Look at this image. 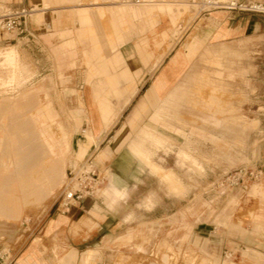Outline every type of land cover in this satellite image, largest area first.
<instances>
[{"label": "crops", "instance_id": "obj_1", "mask_svg": "<svg viewBox=\"0 0 264 264\" xmlns=\"http://www.w3.org/2000/svg\"><path fill=\"white\" fill-rule=\"evenodd\" d=\"M230 1H207L216 6L191 9V19L174 24L182 8H188L187 0H0V6L31 9L24 20V31L10 38L11 46L0 49L14 60V85H22L25 76L30 75L18 62L19 49L30 55L37 75L63 76L65 83L60 89L80 95V105L74 106L87 111L90 128L75 143L76 157H83L92 145L96 146L132 93L143 92L124 124L90 160L99 172L106 173L101 188L111 185L110 192L105 193L107 199L101 195L86 197L64 212L58 206L50 207L44 236H55L67 254L62 260L48 264H130L129 252L134 250L120 241L137 232H142L145 238L150 236L153 219L166 221L169 217L165 208L169 199L182 205L188 197L192 204L198 203V195L194 193L199 189L197 182L190 185L191 194L186 196L180 178L171 170L163 172L169 190L176 194L169 197L167 186L147 174V168H142L136 157L149 163L155 172L162 170L150 160L146 141L160 146L168 138L142 122L151 108L165 98L177 102L183 99L178 82L187 73L190 56L196 49L263 41L264 15L230 8ZM175 28L183 29V34L179 35ZM169 42L174 43L170 51ZM124 91L131 93L125 95L122 104L119 98L115 102L110 100V96ZM209 98L213 101L212 95ZM52 106L35 101L33 92L0 99V218H17L27 206L45 205L65 177L70 140L61 130ZM165 117L160 109L153 111L152 119ZM178 157L199 171L203 169L187 150L180 148ZM253 192L264 197L262 186L254 185ZM147 202L151 207L143 214L142 226L130 227L141 208L139 205ZM157 210L159 214L153 216ZM180 210L183 207L175 213ZM201 226L193 225L189 236L192 242L199 243L201 239L209 242L207 252L213 256L214 264H230L233 253H239L238 264H264V239L249 249L245 243L247 228H240L237 242L232 239L237 233L231 222L212 228ZM179 230L176 235L183 234ZM178 248L175 245L176 251ZM191 250L198 253V244H192ZM136 252L149 258L142 264H153L151 243H145L142 251ZM18 259L22 264H45L34 243Z\"/></svg>", "mask_w": 264, "mask_h": 264}, {"label": "rangeland", "instance_id": "obj_2", "mask_svg": "<svg viewBox=\"0 0 264 264\" xmlns=\"http://www.w3.org/2000/svg\"><path fill=\"white\" fill-rule=\"evenodd\" d=\"M207 1L227 0H187L188 8H182L174 24L181 19H191V9L199 11L216 6L208 4ZM10 9L0 6V20ZM177 32L180 35L184 30L179 29ZM14 35L15 32L0 30V49L11 46L12 43L8 41ZM168 39L173 38L169 35ZM173 46L174 43L169 42L168 50ZM17 54L18 62L28 69L30 75L25 76L22 85H14V60L11 54L1 53L3 58L0 59V99L6 96L15 97L20 92H33L35 101L40 104L51 103L61 130L70 140L67 152L69 161L64 166L65 177L45 205L27 206L17 218H0V254L7 252L11 257L18 259L24 249L34 243L38 257L48 264L62 260L67 254L55 236H44V230L50 207L58 206L68 171L86 160L90 161L97 154L100 147L111 139L127 120L143 92L130 95L131 92L124 91L119 92V95L110 96L111 101L115 102V98H119L122 104L125 95H130V101L118 109L114 122L103 133L96 146L92 145L83 157H76L75 143L90 128L87 111H79V108L74 106L81 103L79 93L62 91L60 88L64 86L65 77L39 76L37 69L32 67L30 55L22 53L19 49ZM190 57L187 73L178 82L180 92L184 93L183 99L177 102L165 98L157 107L154 105L151 108L142 122L152 127L160 136L168 138L160 146L146 141V147L151 153L150 160L161 166L162 170L155 172L149 163L138 157L136 159L142 168H147V174L167 186L169 197L176 194L169 190L163 172L171 170L180 178L183 194L186 196L191 194L190 185L197 182L199 189L194 193L198 195V203L192 204L191 198L188 197L182 205L176 204L174 199H169L165 207L169 217L166 221L153 219L150 236L145 238L142 232H137L128 236L124 242L120 241V244L131 245L130 249L134 250L129 252L130 264H142L145 259H149L144 257L143 252H136L138 249L142 251L145 243L152 245L150 259L153 264H214L213 256L207 252L209 242L206 239H201L199 243L192 242L189 236V231L196 223H200L202 228H212L218 223L223 225L231 222L232 229L237 233L232 239L237 242L240 239V228H247V242H244L248 244L249 249L264 239V197L253 192L254 185L264 187V39L260 42L251 40L245 45L235 47L196 49ZM121 63L124 64L122 60ZM210 95L213 96V101L210 100ZM156 109H160L166 117L152 119ZM5 114L10 115L8 112ZM176 128L181 131H176ZM131 137H135V134ZM123 146L127 147L128 143L124 142ZM180 148L189 151L203 169L199 171L189 161H181L178 157ZM0 152L2 153L1 148ZM242 167L247 171H261V175L255 179L247 174L238 184H220L226 175ZM99 176L104 179L106 173L100 172ZM110 187L111 185L100 188L97 196L101 195L107 199L105 193L110 192ZM139 207L141 208L137 209V216L130 227L142 226L143 214L151 205L147 202L141 203ZM182 207L183 210L176 214V209ZM159 212L157 210L152 214L158 215ZM172 212L175 214L172 215ZM256 214L260 217L256 218ZM179 229L182 235H176ZM192 244H198V253L192 252ZM175 245H178L180 250L176 251ZM181 246H184L183 250ZM164 255L167 256L166 260L163 259ZM237 256L239 253L232 254L230 264H238ZM17 263L22 264L19 259Z\"/></svg>", "mask_w": 264, "mask_h": 264}, {"label": "built area", "instance_id": "obj_3", "mask_svg": "<svg viewBox=\"0 0 264 264\" xmlns=\"http://www.w3.org/2000/svg\"><path fill=\"white\" fill-rule=\"evenodd\" d=\"M230 8L246 10L249 12L260 13L264 15V1L248 0L243 2L230 1ZM31 12L29 8L7 10L0 20V30L5 32L21 33L24 31L25 17ZM98 169L88 160L81 165L71 168L67 173V180L64 184L61 198L58 202L60 211H67L69 206L76 201L86 197H96L101 188L102 179L99 176ZM257 179L261 171H247L244 167L239 168L234 173L225 176L221 185H234L243 181L246 175ZM0 264H19L14 257L7 252L0 254Z\"/></svg>", "mask_w": 264, "mask_h": 264}, {"label": "bare ground", "instance_id": "obj_4", "mask_svg": "<svg viewBox=\"0 0 264 264\" xmlns=\"http://www.w3.org/2000/svg\"><path fill=\"white\" fill-rule=\"evenodd\" d=\"M2 51L0 50V59L3 58V55H1Z\"/></svg>", "mask_w": 264, "mask_h": 264}]
</instances>
